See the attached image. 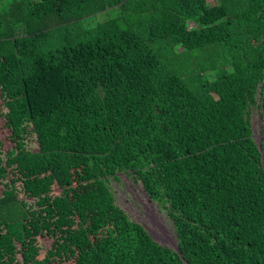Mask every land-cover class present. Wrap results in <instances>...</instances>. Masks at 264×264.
Here are the masks:
<instances>
[{
  "label": "trees",
  "instance_id": "16d2710c",
  "mask_svg": "<svg viewBox=\"0 0 264 264\" xmlns=\"http://www.w3.org/2000/svg\"><path fill=\"white\" fill-rule=\"evenodd\" d=\"M0 124V264H264V0H0Z\"/></svg>",
  "mask_w": 264,
  "mask_h": 264
},
{
  "label": "rangeland",
  "instance_id": "374dc122",
  "mask_svg": "<svg viewBox=\"0 0 264 264\" xmlns=\"http://www.w3.org/2000/svg\"><path fill=\"white\" fill-rule=\"evenodd\" d=\"M212 1V0H210ZM113 14L111 11L89 17L85 21L89 24L103 21ZM254 137L257 141L262 139V124L260 111L252 109L251 115ZM2 125L0 124V133ZM1 135H6L5 131ZM110 186L115 194L116 202L129 217L141 223L150 232L152 237L163 245L175 248L177 237L173 220L167 210L153 201L146 192L142 182L133 175L120 173L119 177H111Z\"/></svg>",
  "mask_w": 264,
  "mask_h": 264
},
{
  "label": "water",
  "instance_id": "95a60500",
  "mask_svg": "<svg viewBox=\"0 0 264 264\" xmlns=\"http://www.w3.org/2000/svg\"><path fill=\"white\" fill-rule=\"evenodd\" d=\"M259 147H261V140L258 141ZM263 161H264V153H263ZM175 249L180 253L179 246H176ZM189 264V263H188Z\"/></svg>",
  "mask_w": 264,
  "mask_h": 264
}]
</instances>
